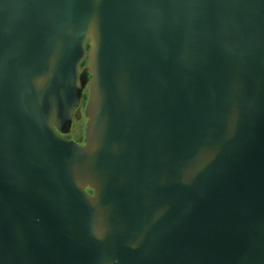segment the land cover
<instances>
[{
  "label": "water",
  "instance_id": "95a60500",
  "mask_svg": "<svg viewBox=\"0 0 264 264\" xmlns=\"http://www.w3.org/2000/svg\"><path fill=\"white\" fill-rule=\"evenodd\" d=\"M0 264H264V0H0Z\"/></svg>",
  "mask_w": 264,
  "mask_h": 264
},
{
  "label": "flooded vegetation",
  "instance_id": "af4514ba",
  "mask_svg": "<svg viewBox=\"0 0 264 264\" xmlns=\"http://www.w3.org/2000/svg\"><path fill=\"white\" fill-rule=\"evenodd\" d=\"M88 49H89V48H88ZM88 55H89V51L87 50L86 57H85V59H84L82 65H81V71H84V70L87 68V66H88ZM91 78H92V75H91L90 72H88V83H87V85H86V87H85V89H84V91H83L82 99H81V103H80L79 107L77 108V110L75 111L74 119H73V123H72L71 128H72V127L74 126V124L77 122V116H78V113L81 112L83 104L87 103L88 96H89V87H90ZM78 119H79V121H81V126H83V127H84V125L86 126L87 117H86V115H85V109H83V111H82V113H81V116H80V118H78ZM84 121H85V122H84ZM83 124H84V125H83ZM71 128H70V130H72ZM70 130H69V131H70ZM69 131H68V133L66 134V136L69 135ZM84 140H85V136L83 137V139H80V140L78 141V143H83ZM74 141H75V140H74ZM76 142H77V141H76ZM89 191H90V193H92V189L89 188Z\"/></svg>",
  "mask_w": 264,
  "mask_h": 264
},
{
  "label": "rangeland",
  "instance_id": "374dc122",
  "mask_svg": "<svg viewBox=\"0 0 264 264\" xmlns=\"http://www.w3.org/2000/svg\"><path fill=\"white\" fill-rule=\"evenodd\" d=\"M86 107V103L83 104L82 106V110L81 112L78 113V116H77V122L74 124V126L71 128L72 130L69 131V135H67L68 138L72 139V140H75V141H79L80 139H83V137L85 136V129H86V126L84 125L81 126V121H79L78 118H80L81 116V113L83 111V109H85ZM85 122V121H84Z\"/></svg>",
  "mask_w": 264,
  "mask_h": 264
}]
</instances>
